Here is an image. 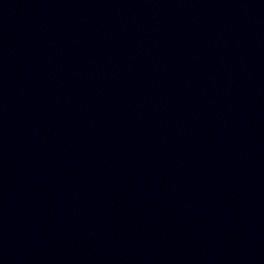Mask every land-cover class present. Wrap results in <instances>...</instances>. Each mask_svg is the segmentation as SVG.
I'll return each instance as SVG.
<instances>
[{
  "label": "water",
  "instance_id": "95a60500",
  "mask_svg": "<svg viewBox=\"0 0 264 264\" xmlns=\"http://www.w3.org/2000/svg\"><path fill=\"white\" fill-rule=\"evenodd\" d=\"M0 264H264V0H0Z\"/></svg>",
  "mask_w": 264,
  "mask_h": 264
}]
</instances>
